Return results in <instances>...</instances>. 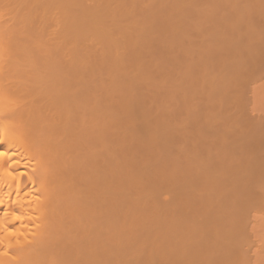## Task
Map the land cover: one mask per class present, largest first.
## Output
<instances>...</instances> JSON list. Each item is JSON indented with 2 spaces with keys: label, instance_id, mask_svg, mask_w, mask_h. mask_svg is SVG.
Returning a JSON list of instances; mask_svg holds the SVG:
<instances>
[{
  "label": "bare ground",
  "instance_id": "6f19581e",
  "mask_svg": "<svg viewBox=\"0 0 264 264\" xmlns=\"http://www.w3.org/2000/svg\"><path fill=\"white\" fill-rule=\"evenodd\" d=\"M261 76L264 0H0V264H264Z\"/></svg>",
  "mask_w": 264,
  "mask_h": 264
},
{
  "label": "rangeland",
  "instance_id": "374dc122",
  "mask_svg": "<svg viewBox=\"0 0 264 264\" xmlns=\"http://www.w3.org/2000/svg\"><path fill=\"white\" fill-rule=\"evenodd\" d=\"M259 80H261V81H260L261 84H262V83L264 84V77L261 76V78H260ZM259 80H258L257 83H256V84H258V86L260 85V83H258ZM260 86H261V85H260ZM261 87H264V85H262ZM263 92H264V91L262 90V95H263L262 98L264 99V93H263ZM263 99H262V103H263V104L261 103V104H262V105H261L262 107L264 106V102H263L264 100H263ZM261 106H260V107H261ZM260 107H259V109H258V110H261V111H259V112H260L259 114H260V115L263 114V116H262V115H261V116L258 115V112H257L258 110H255V111H253V112L251 111V114L253 113L252 116L255 115V118H256L257 120H259V121L261 120V123H263V124H262V127H263V129H264V121H263V120H264V112H262V111H264V107H263V110H262ZM256 112H257V113H256ZM261 112H262V113H261ZM257 116H258V117H257ZM260 117H261V118H260ZM262 118H263V119H262ZM262 121H263V122H262Z\"/></svg>",
  "mask_w": 264,
  "mask_h": 264
}]
</instances>
